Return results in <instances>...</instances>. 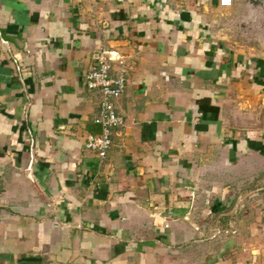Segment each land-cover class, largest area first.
Returning <instances> with one entry per match:
<instances>
[{
	"label": "crops",
	"instance_id": "1",
	"mask_svg": "<svg viewBox=\"0 0 264 264\" xmlns=\"http://www.w3.org/2000/svg\"><path fill=\"white\" fill-rule=\"evenodd\" d=\"M0 264H264V0H0Z\"/></svg>",
	"mask_w": 264,
	"mask_h": 264
},
{
	"label": "built area",
	"instance_id": "2",
	"mask_svg": "<svg viewBox=\"0 0 264 264\" xmlns=\"http://www.w3.org/2000/svg\"><path fill=\"white\" fill-rule=\"evenodd\" d=\"M220 6L230 7L231 0H220ZM119 66L120 69H116ZM128 73L123 63L110 51H100L84 76L86 90L98 97V111L94 123L100 133L88 137L86 150L100 159L106 157L111 147V134L123 125V118L116 110V102L125 94ZM172 213H169V217Z\"/></svg>",
	"mask_w": 264,
	"mask_h": 264
},
{
	"label": "trees",
	"instance_id": "3",
	"mask_svg": "<svg viewBox=\"0 0 264 264\" xmlns=\"http://www.w3.org/2000/svg\"><path fill=\"white\" fill-rule=\"evenodd\" d=\"M198 111L201 114V121L207 120L217 121L219 109L216 106L211 105L209 99H201L197 101Z\"/></svg>",
	"mask_w": 264,
	"mask_h": 264
}]
</instances>
